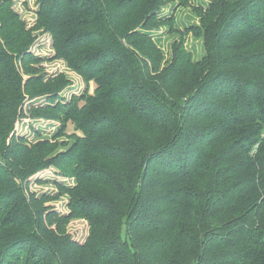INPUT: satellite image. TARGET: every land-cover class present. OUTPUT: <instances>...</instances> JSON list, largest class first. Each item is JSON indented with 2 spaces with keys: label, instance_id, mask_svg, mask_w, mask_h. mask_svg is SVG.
<instances>
[{
  "label": "trees",
  "instance_id": "obj_1",
  "mask_svg": "<svg viewBox=\"0 0 264 264\" xmlns=\"http://www.w3.org/2000/svg\"><path fill=\"white\" fill-rule=\"evenodd\" d=\"M169 1L43 0L28 28L0 0V264H264V0H211L184 30L161 14ZM161 26L178 36L168 59ZM38 28L97 85L67 117L82 135L55 154L8 143L27 98L47 96L37 115L66 110L52 104L61 76L20 73L39 61ZM47 166L76 179L70 216L89 222L84 245L52 197L29 190Z\"/></svg>",
  "mask_w": 264,
  "mask_h": 264
},
{
  "label": "rangeland",
  "instance_id": "obj_2",
  "mask_svg": "<svg viewBox=\"0 0 264 264\" xmlns=\"http://www.w3.org/2000/svg\"><path fill=\"white\" fill-rule=\"evenodd\" d=\"M42 1L14 0L13 8L20 14L21 19L27 23L28 28L35 26L37 23L42 9ZM210 1L170 0L161 8V14L166 18L174 17L176 26L184 30L198 24L199 19L196 9L202 6L206 7ZM155 31L154 35L157 43L162 47L168 59L171 45L178 36L169 34L165 26H161ZM33 36L35 40L29 51L36 57L40 55V58L38 57L39 61H28L27 67H30L32 74L27 73L22 67L23 65L20 64V73L25 80L32 76H42L44 82L61 76L63 80L60 82L52 104H54L53 106L64 105L66 110L65 113H58V115H37L33 112V109L40 108L42 103L46 102L47 96L27 98L22 110L20 109L18 116L14 119L13 131L9 136L8 143L11 142L12 138H15L14 140L18 144L27 148L49 143L54 148L53 154L59 151L66 152L77 142L76 136L82 135V131H75L71 121L67 119L69 112L72 109L79 110L81 108L77 104L78 99L82 96H84L82 100L86 101L85 96L95 95L97 85L95 81L87 82L81 74L70 67L64 58L56 56L52 34L48 30L45 28L35 29ZM184 37L185 46L192 52L194 59H201L205 52L202 36H196L190 32L185 34ZM6 116L10 118V113ZM76 185L75 177L64 175L62 170L55 166L40 169L29 179V190L34 191L38 196L47 195L52 197L49 199V205L47 206L58 210L61 216H68L67 233L72 236L74 241L84 245L88 241L89 222L79 217L70 216L71 193L69 189L74 188Z\"/></svg>",
  "mask_w": 264,
  "mask_h": 264
}]
</instances>
